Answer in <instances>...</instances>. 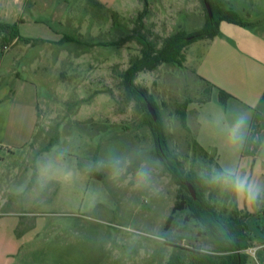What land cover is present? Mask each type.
Returning a JSON list of instances; mask_svg holds the SVG:
<instances>
[{
	"label": "rangeland",
	"instance_id": "rangeland-1",
	"mask_svg": "<svg viewBox=\"0 0 264 264\" xmlns=\"http://www.w3.org/2000/svg\"><path fill=\"white\" fill-rule=\"evenodd\" d=\"M1 1L11 10L10 16L0 14L2 22L48 43L4 46L0 40L7 58L0 82L12 90L8 97L0 93V106L13 107L10 133H28L31 98L38 117L34 135L14 148L0 182L13 196L10 214L0 217V264H173L172 254L182 251L163 244L170 231L184 237L186 247L212 250L195 223L178 224L180 215L167 230L179 186L157 157L144 115L127 102L123 85L125 71L141 55L134 38L139 24L161 48L178 31L204 27L202 1L95 0L101 8L89 0ZM222 1L224 11L264 25V0ZM201 53L196 41L178 64L139 73L135 82L155 101L183 168L211 176L207 196L230 212V182L211 155L194 148V134L176 113L183 102L203 98L206 86L195 73ZM9 68L12 76H5Z\"/></svg>",
	"mask_w": 264,
	"mask_h": 264
},
{
	"label": "crops",
	"instance_id": "crops-1",
	"mask_svg": "<svg viewBox=\"0 0 264 264\" xmlns=\"http://www.w3.org/2000/svg\"><path fill=\"white\" fill-rule=\"evenodd\" d=\"M233 13L243 25L223 21L217 37L199 41L202 53L195 73L214 89L208 103L189 105L188 126L196 142L212 156L219 175L230 182L233 208L249 214L246 222L253 246L246 250V264H264V25L259 18L245 20ZM0 14L11 15L10 7L1 0ZM2 52L0 78L7 63L6 52ZM4 75L12 76V70L7 69ZM4 84L0 82L1 87ZM3 89L10 88H1L2 96L12 95L11 89L9 93ZM219 89L231 95L225 105L219 101ZM32 100L30 108L26 106L28 133L23 128L10 133L13 107L0 106V182L6 176L10 157L15 156L14 148L25 144L28 135L36 131L38 117L33 116ZM192 105L195 107L190 109ZM236 177L249 181L252 194L237 187ZM12 198L0 184V217L10 214Z\"/></svg>",
	"mask_w": 264,
	"mask_h": 264
},
{
	"label": "trees",
	"instance_id": "trees-1",
	"mask_svg": "<svg viewBox=\"0 0 264 264\" xmlns=\"http://www.w3.org/2000/svg\"><path fill=\"white\" fill-rule=\"evenodd\" d=\"M93 6L101 8L102 4L95 0H89ZM206 11V22L202 29L191 34L178 31L166 38L161 48L155 45L142 34L143 25L139 24V29L134 37L141 46V55L135 60L123 75V85L127 102H135L136 106L144 115V124L150 129L155 143L156 155L163 164L165 170L171 175L175 183L179 186L177 200L166 221L169 231L177 224V216L182 217L178 224L190 226L195 223L197 229H201L198 234L203 236L204 242L212 247V250H204L203 247L192 248L183 245L184 237L174 235L171 231L164 234L163 244L172 248L180 249L182 253L172 254L170 263L173 264H246L248 255L246 250L253 244L248 234L247 219L249 214L233 208L230 212L226 208L219 210L213 200L207 196L211 190V176H198L193 172H187L178 159L171 151L165 134V127L159 115L157 105L148 91L137 85L135 80L139 73L154 71L164 64H178L183 58L186 48L200 40L214 39L219 35V25L221 22L243 25L234 13L222 9V0H201ZM209 4L212 17L209 16L206 5ZM0 40L2 45L23 43L35 46L37 44L48 43L42 39H32L23 37L20 34L17 24H9L0 20ZM63 41L79 43L71 36H64ZM200 78V77H199ZM205 84L203 98L197 102L185 101L177 109L182 127L192 133L188 126V107L190 104H205L211 99L214 86L203 78ZM231 95L219 89V101L225 105ZM151 103L155 108L157 120L148 110L147 104ZM53 143H50L49 147ZM194 148L209 155L201 146L193 140ZM47 148L45 150H47ZM210 156V155H209ZM187 183L192 185L196 192L193 197L188 189Z\"/></svg>",
	"mask_w": 264,
	"mask_h": 264
},
{
	"label": "water",
	"instance_id": "water-1",
	"mask_svg": "<svg viewBox=\"0 0 264 264\" xmlns=\"http://www.w3.org/2000/svg\"><path fill=\"white\" fill-rule=\"evenodd\" d=\"M206 7H207V11H208L209 16L212 17V11H211V8H210L209 4H207ZM147 106H148L149 112L154 117V120H157V116H156V113H155L153 105L151 103H148ZM187 186H188L189 191L193 195V197L196 198V192H195L194 188L192 187V185L187 183Z\"/></svg>",
	"mask_w": 264,
	"mask_h": 264
},
{
	"label": "clouds",
	"instance_id": "clouds-1",
	"mask_svg": "<svg viewBox=\"0 0 264 264\" xmlns=\"http://www.w3.org/2000/svg\"><path fill=\"white\" fill-rule=\"evenodd\" d=\"M236 184L237 187L240 188L241 190L248 191L250 194H252L251 192L252 185L245 177H236Z\"/></svg>",
	"mask_w": 264,
	"mask_h": 264
}]
</instances>
